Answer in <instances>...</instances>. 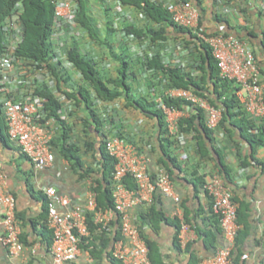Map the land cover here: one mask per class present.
<instances>
[{"label":"built area","instance_id":"obj_1","mask_svg":"<svg viewBox=\"0 0 264 264\" xmlns=\"http://www.w3.org/2000/svg\"><path fill=\"white\" fill-rule=\"evenodd\" d=\"M167 9L171 19L177 25L191 29L197 37L210 49L218 67L219 76L233 80L238 88L236 98L243 106L246 115L256 123L264 122V72L261 70L252 47L238 36L226 31L207 32L199 26V9L193 0H152ZM110 4V6H108ZM216 7L221 12L228 11L227 5L218 0ZM104 12L120 16L127 23L143 25L145 15L132 5L123 4L120 0H109L102 5ZM141 17L142 23H133L134 11ZM135 11V12H136ZM75 5L71 0H55L52 40L54 43L53 61L60 60L69 70L74 66L67 59L63 50L65 36H86L83 29L76 30ZM130 20V21H129ZM126 23V24H127ZM155 24L154 22H151ZM124 25V24H123ZM119 27L116 40L137 41L135 55L138 60L145 61L153 57L159 49L165 64L187 67V59L193 44L185 46L184 36H176L174 42L160 40L151 42L148 38L137 37L133 32L126 33ZM113 27V25H112ZM199 28V29H198ZM116 30V27H114ZM21 25L18 13L13 12L6 18L2 31L4 34L3 48L0 54V103L6 123V131L11 140L35 166L49 165L54 158L50 144L54 136L53 118H46V98L37 93L40 85H46L61 101L58 109L60 118H65L71 111L72 101L56 88V79L47 68L45 62L33 61L15 53V47L21 38ZM118 38V39H117ZM93 41L92 39H90ZM169 45L159 47L160 42ZM169 53L167 59L164 56ZM95 60L93 53H88ZM170 57V58H169ZM78 76L81 74L76 71ZM151 70L143 66L140 73L143 79H152L147 87V98L154 102L155 108L163 114L167 136L178 145L186 141V133L180 129L179 121L189 114L190 106L201 108L206 114V125L215 130L221 118V108L215 106L190 88L168 86L167 79L158 76L152 78ZM184 99L188 104L181 107L167 104L164 98ZM191 104V105H190ZM112 106L102 113L103 125L112 113ZM106 152L114 159L112 180L113 207L100 208L96 201L94 180L90 179L82 201L75 202L68 195L58 193L53 186L44 187L46 202V224L52 233L50 243L51 264H65L76 258L80 250L82 238L89 235L88 215H91L98 229H111V220L118 218L120 237L113 242L112 254L122 264H151L148 247L141 235V227L134 209L140 205L151 204L154 193L159 191L170 196L177 203L179 195L174 190L169 173L161 168L156 175L148 171L147 158L131 141L118 134L103 138ZM134 182L129 188L124 182L126 176ZM202 188L211 200L212 212L218 218L222 235V244L218 245L211 257L204 258L200 264H229L232 259L235 237L240 228L237 221L238 203L234 199V191L218 172L205 178ZM176 215L180 220V240L187 224L179 206ZM20 225L15 211V197L9 191L0 190V245L9 256H20V264H32L23 252L26 247L20 238Z\"/></svg>","mask_w":264,"mask_h":264},{"label":"crops","instance_id":"obj_2","mask_svg":"<svg viewBox=\"0 0 264 264\" xmlns=\"http://www.w3.org/2000/svg\"><path fill=\"white\" fill-rule=\"evenodd\" d=\"M193 2L199 9L200 26L205 31H226L244 40L252 47L257 62L264 71L263 0H221V3L228 7L226 12L218 10L216 7L218 0H199V3L193 0ZM89 8L91 13L90 0ZM135 11L131 21L142 23L141 17ZM217 13L223 14L227 22L217 19ZM102 16L103 24H97V27L100 36L107 40L96 42L88 38L83 43L81 39L82 44L80 43L79 47L87 53H89L87 48H92L100 74L106 77L117 75L116 68L120 61L113 58L112 52L121 53L123 50L132 57L131 69L137 75L128 76L125 79L131 87L128 98L123 94L112 100H102L92 98L91 91L92 103L90 104L98 115L102 116L107 107L112 106L113 112L99 129L93 121L90 108L83 101H75L70 97L71 111L65 118L60 119L66 125L65 143L74 145L79 161L75 162L73 159L64 157L60 151L61 141L58 140L52 147L53 161L49 165L38 167L22 154L11 140L6 143L0 140V190L9 191L15 197V211L21 229L20 238L26 245L23 254L32 264H51L49 247L52 233L45 221L46 200L42 189L53 186L58 193L68 195L73 201H82L89 180L97 178L102 170L99 148L105 136L118 134L133 142L145 154L148 171L153 176L163 168L158 162L159 157L162 156V150L158 139L159 127L156 116L142 112L127 101L139 94L147 95V86L153 82L148 78L143 79L142 82L138 78L142 67L134 50L138 42L124 39L122 41V38H117V41L112 38L114 45H110L109 37H107L110 21L113 25L111 28L113 36H116L119 27L128 21L113 15L112 10L104 12ZM168 30L170 33L166 41L172 44L173 40L178 38H175L178 33H174L170 27ZM166 41L160 42L159 47L169 45ZM103 55H108L112 62ZM168 55L169 53L166 52L164 55L166 59ZM107 66L114 67L113 72L109 73ZM69 74L70 80L60 79L62 90L74 93L78 83L89 90L87 82L79 79L81 76H78L75 70H69ZM52 125L55 128V137H60L61 130L58 124L53 121ZM226 126L230 132L221 127L213 130L212 143L220 151L223 163L230 170L229 179L231 180L224 176L223 179L231 185L236 200L246 203L249 207V230L241 245L239 264H264V143L255 147L253 156L256 160H252L251 146L241 137L239 128L229 124ZM166 150L176 158L179 164V168L172 167V181L180 202L177 205L172 197L156 191L151 204L164 214L165 219H154L152 223L143 222L139 217L140 205L135 207L134 212L137 221L142 223L143 235L157 248L158 262L200 264L202 259L211 257L216 247L223 242L220 227L215 226L209 211L211 200L200 184L201 179L204 181L210 174L217 172L218 159L213 152H210V155L198 154L194 139L188 133L183 145L174 143ZM243 159L248 161L247 164H240ZM178 206L182 214L186 212L189 217V221L185 222L187 226L183 232L184 242L180 240L181 231L177 226L180 222L176 215ZM95 244L96 248L92 252V246L80 243L76 258L66 261L65 264H122L112 254L113 243L106 248L102 247L98 240H95ZM20 262V256H9L6 249L0 245V264H20ZM229 264H235L233 259Z\"/></svg>","mask_w":264,"mask_h":264},{"label":"trees","instance_id":"obj_3","mask_svg":"<svg viewBox=\"0 0 264 264\" xmlns=\"http://www.w3.org/2000/svg\"><path fill=\"white\" fill-rule=\"evenodd\" d=\"M71 1H73L75 5L74 18L77 26L80 29H83L87 37L93 41H106L107 38L103 39L100 36L96 19L90 13L89 0ZM120 1L123 4L132 5L137 10L141 11L145 15L147 21L143 25H135L130 22L124 24L123 31L126 33L133 32L137 37H145L151 42L157 43L160 40L168 38L170 33L168 27H170L173 29L174 33H182L185 35L183 38L185 46L188 47L190 44H193L192 51L187 59L188 68L186 69L180 68L177 65L165 64L164 58L159 49L155 50L152 58H147L145 61L137 60L145 69L152 71L150 74L152 78L160 76L163 77V79H167L168 86L190 88L198 95L206 97L213 105L219 106L221 108V118L218 127L224 128L228 132H230V130L226 124L239 128L241 131V137L251 146V159L256 160L254 159L253 151L257 145L264 143V122L256 123L246 115L243 106L235 95L238 86L233 80H228L219 76L218 67L207 44L200 40L191 29L174 23L171 19L170 13L159 3H155L152 0ZM197 2L199 3V0H197ZM54 4L55 0H0V54L2 52L4 41V34L2 31L4 22L13 12H17L18 22L21 25L22 32L20 41L15 47V53L33 61L45 62L47 68L56 79V88L63 91L67 98L72 97L75 101H83L90 108L93 121L99 129L103 122L101 116L94 112L93 107L90 104L92 103L90 99L92 95L91 91L93 92L92 98L102 100H112L123 94L126 97L129 96L131 87L127 84L125 79L128 76L137 75L135 71L131 69L132 57L129 54L127 55L123 50H121V53H114L113 51V58L120 61L116 68L118 73L115 77H106L105 75L100 74L97 62L79 47L78 41L74 39L76 37H73L69 43L67 40H63V50L66 53L67 59L72 62L74 70L81 74V79L87 82L89 90L81 83H78L74 93L62 90L60 79H63L64 81L70 80V74L69 69H66L60 60L53 61L52 59L54 43L51 37L54 23ZM216 17L219 20L226 21L223 14L221 15L217 13ZM151 22H154L155 24H152ZM200 25L201 20L199 18V26ZM108 28L107 33L112 34L113 29L111 28L113 27L111 21ZM262 44L264 45V38L262 39ZM36 91L46 98L45 117L53 118L54 123H57L58 128L61 130L60 137H55V135L52 137L50 141L51 147L56 145V141H61L60 151L62 155L78 162L79 157L76 154L74 145L65 143L64 140L67 136V130L65 129L66 125L64 121L60 119L58 114V109H60L62 105L61 101H59L46 85L42 84L38 86ZM164 100L167 104L179 107L188 104L181 98L166 96ZM127 101H130L133 106L139 108L142 112L151 113L156 116L159 127L158 139L162 150V156L159 157L158 162L169 173L172 179V167L179 168V164L176 158L166 150V148H168L169 145L174 144L175 141L171 140L166 134L163 114L160 110L155 108L154 102L149 100L147 96L143 94L127 99ZM179 126L182 131L190 134L191 138L194 139L198 154L210 155V152H213V154L217 156V172H219L222 177L224 176L229 179L231 175L229 167L223 163L220 151L212 143L214 132L206 125L205 112L201 108L191 105L189 114L180 119ZM0 140L4 143L9 140L1 103ZM99 152L102 159V170L100 171V175L97 178H94L95 186L93 189L96 192L97 205L104 209L113 207L111 175L114 159L106 152L103 141L100 145ZM247 162V160L243 159L240 164L245 165ZM198 180L200 179L198 178ZM124 182L129 188H134L135 186L132 178L128 175L124 178ZM200 184L202 186L203 179H201ZM234 199L236 200L235 197ZM237 203V221L240 224V228L235 237L234 248L232 251V259L235 264H239L241 245L249 230V207L244 202L237 201ZM209 211L212 214L215 226L218 227V218L212 212L211 201ZM139 217L143 222L148 223L154 222V219H165L164 214L156 209L153 204L142 207ZM183 218L185 222L189 221L186 212L183 215ZM111 226L112 227L109 230L98 229V225L94 224L91 215H88V228L90 232L89 235L82 238L81 243H85L87 246H92V252L94 251L93 249L96 248L95 240H98L100 245L106 248L120 237L118 218L116 215L113 220H111ZM139 226L141 227V235L148 247V256L151 264H161L157 259V248L152 241L143 235L142 223H139ZM177 226H181L180 222L177 223Z\"/></svg>","mask_w":264,"mask_h":264},{"label":"rangeland","instance_id":"obj_4","mask_svg":"<svg viewBox=\"0 0 264 264\" xmlns=\"http://www.w3.org/2000/svg\"><path fill=\"white\" fill-rule=\"evenodd\" d=\"M109 2V0H90V4H91V8H92V12H91V14H92V16L96 19V22H97V24H103V13H104V9H102V5H104V4H107ZM108 6H110V4L108 5ZM78 27V26H77ZM76 30H81L79 27L78 28H76ZM178 36H179V38L181 37V36H185L184 34H182V33H178ZM107 37H109V41H108V43L110 44V45H114L113 44V39L112 38H115L116 39V37L117 36H113L111 33L110 34H107ZM73 37H66L64 40H67V42L69 43V41L71 42V39H72ZM74 39H76V40H78L79 42V44L81 43V39H82V41H83V43H85V41H86V39H88V37H87V35L86 36H78V37H76V38H74ZM90 39V38H89ZM112 43V44H111ZM82 44V43H81ZM87 50L89 51V53H94V51L92 50V48H87ZM104 57L106 56V58H108V55H103ZM108 61H110V62H112V60L111 59H109L108 58ZM112 64V63H111ZM111 64H110V66H111ZM113 65V64H112ZM114 66V65H113ZM108 68H109V66H107ZM113 68L114 67H111V68H109L108 69V72L110 73V71H112L113 72ZM138 78H140V80L142 81L143 80V75L142 74H139V76H138ZM145 78H147V77H145ZM79 79H81L80 77H79ZM143 82V81H142ZM186 136H187V133H186Z\"/></svg>","mask_w":264,"mask_h":264}]
</instances>
